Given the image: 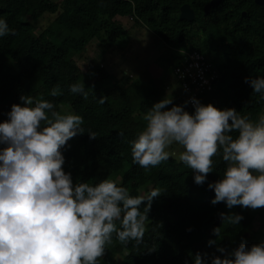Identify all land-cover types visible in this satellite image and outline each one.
<instances>
[{
    "label": "trees",
    "instance_id": "16d2710c",
    "mask_svg": "<svg viewBox=\"0 0 264 264\" xmlns=\"http://www.w3.org/2000/svg\"><path fill=\"white\" fill-rule=\"evenodd\" d=\"M211 1L0 0V19L14 33L0 37V122L8 119L11 106L21 103L22 95L43 97L62 114L81 115L82 127L97 134L95 140L88 133L77 135L68 141L70 147L62 149L65 170L74 180L95 185L110 177L134 196L161 189V196L152 202L143 242L125 247L113 234L100 264H194L197 253L211 264V257L223 256L218 247L231 252L242 240L249 247L264 241V230H254L257 221L264 222V208L228 209L223 202L211 203L215 192L208 183L222 178L221 156L213 158L214 172L202 186L195 184L191 169L174 157L147 172L131 157L130 141L144 128L143 115L164 98L167 88L171 89L168 77L171 73L174 77L175 68L185 65L193 54L204 55L220 73L216 89L202 95L201 103L235 108L253 121L264 114V100L244 82L245 77H264V6L255 0H222L206 12ZM184 5L194 11L192 21L180 18ZM44 14L58 15L37 35L35 24ZM124 18L148 27L175 51L159 64L163 78L149 75L141 81L124 75L114 80L100 64L90 74L80 70L76 60L95 40L102 49H130L134 37L120 21ZM174 80L178 89L170 96L174 104L183 105V83ZM73 83L85 84L87 100L69 92ZM57 84L63 94L52 97L50 91ZM102 96L106 102L101 105ZM186 110L194 112L189 105ZM221 212L241 214L244 219L240 224H224ZM216 227H222L218 238L213 234ZM209 240L216 244L209 246ZM149 248L157 251L150 253Z\"/></svg>",
    "mask_w": 264,
    "mask_h": 264
},
{
    "label": "clouds",
    "instance_id": "9594fccd",
    "mask_svg": "<svg viewBox=\"0 0 264 264\" xmlns=\"http://www.w3.org/2000/svg\"><path fill=\"white\" fill-rule=\"evenodd\" d=\"M10 33L14 34L7 21L0 19V37ZM244 82L264 100V77H245ZM69 92L88 99L85 84L73 83ZM182 92L183 105L174 104L167 95L143 115L145 126L130 141L133 163L147 172L175 156L202 186L219 155L225 169L221 179L208 183L215 192L211 203L223 202L228 209L264 208V114L253 121L235 108L205 105L201 97L187 100ZM62 94L58 84L50 91L52 97ZM20 100L11 106L8 119L0 122V264H100L113 234L125 247L133 241L142 243L152 202L161 196V189L134 196L110 177L95 185L77 182L65 170L62 149L84 133L95 140L96 132L82 127L81 115L62 114L43 97L22 95ZM105 102L104 96L98 99L101 105ZM189 103L194 112L186 110ZM173 145L182 150L170 152ZM219 216L224 224H240L244 219L235 213ZM221 228L213 229L217 238ZM208 244L215 245L216 240ZM217 251L223 256L211 257V264H264V241L249 247L242 240L231 252L224 247ZM194 264L208 261L197 253Z\"/></svg>",
    "mask_w": 264,
    "mask_h": 264
},
{
    "label": "rangeland",
    "instance_id": "374dc122",
    "mask_svg": "<svg viewBox=\"0 0 264 264\" xmlns=\"http://www.w3.org/2000/svg\"><path fill=\"white\" fill-rule=\"evenodd\" d=\"M57 15L44 14L35 24V33L38 35L43 32L52 24ZM120 21L126 29H129L133 33L134 38L132 39L130 49L125 52L115 49H102L95 40L91 42L85 54L77 58L76 61L80 70L84 74H90L100 64V66L103 65L104 70L114 80H119L124 75L132 76L133 79L141 81H146L149 75L155 80L163 78V72L161 70L163 68L159 64L165 63L168 57L175 51L158 38L148 27L135 25V22L129 18L120 19ZM166 82L169 86L171 85V89L167 88L164 98L168 95V98L171 99L170 92L178 89L172 73ZM181 150L178 145H173L169 149L170 152H179ZM171 157L177 159L175 156ZM261 228L264 230V222L257 221L254 230Z\"/></svg>",
    "mask_w": 264,
    "mask_h": 264
},
{
    "label": "built area",
    "instance_id": "2783aa9c",
    "mask_svg": "<svg viewBox=\"0 0 264 264\" xmlns=\"http://www.w3.org/2000/svg\"><path fill=\"white\" fill-rule=\"evenodd\" d=\"M189 58L190 61L185 65L175 68L174 78L183 83L187 100L192 97L200 100L203 94L214 90L220 76L204 55L193 54ZM189 104L192 106L191 103Z\"/></svg>",
    "mask_w": 264,
    "mask_h": 264
},
{
    "label": "water",
    "instance_id": "95a60500",
    "mask_svg": "<svg viewBox=\"0 0 264 264\" xmlns=\"http://www.w3.org/2000/svg\"><path fill=\"white\" fill-rule=\"evenodd\" d=\"M222 0H212L211 3L209 5L206 6L205 10L206 12H209L212 6L217 5L218 3H220ZM256 4L260 5V6H264V0H255ZM194 11L190 8L189 5H184L181 8V15L180 18L182 20H189L192 21L194 19Z\"/></svg>",
    "mask_w": 264,
    "mask_h": 264
}]
</instances>
